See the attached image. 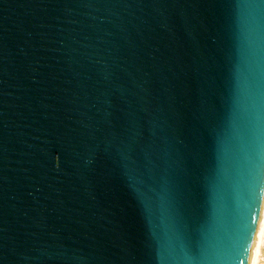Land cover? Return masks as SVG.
<instances>
[{"label": "water", "instance_id": "1", "mask_svg": "<svg viewBox=\"0 0 264 264\" xmlns=\"http://www.w3.org/2000/svg\"><path fill=\"white\" fill-rule=\"evenodd\" d=\"M249 213L257 264L264 0H0V264H237Z\"/></svg>", "mask_w": 264, "mask_h": 264}, {"label": "snow or ice", "instance_id": "2", "mask_svg": "<svg viewBox=\"0 0 264 264\" xmlns=\"http://www.w3.org/2000/svg\"><path fill=\"white\" fill-rule=\"evenodd\" d=\"M254 167L256 171H259L260 165L258 162L255 163ZM253 188L256 196V208H259V200L261 195V187L259 185L258 180L253 181ZM257 217L259 216V212L256 213ZM255 232V225L252 222V216L249 213L247 222L245 223L241 220L240 228H239V238L236 244V247L232 248L230 244H227L228 250H230L235 256L237 260V264H239V260L243 259L245 264H247V248L251 244L252 235ZM226 259V255L223 257H217V259ZM193 264H196L194 261Z\"/></svg>", "mask_w": 264, "mask_h": 264}, {"label": "bare ground", "instance_id": "3", "mask_svg": "<svg viewBox=\"0 0 264 264\" xmlns=\"http://www.w3.org/2000/svg\"><path fill=\"white\" fill-rule=\"evenodd\" d=\"M263 248H264V236H263V240H262V244H261V248H260L257 264H261L262 263L261 259H263L262 257L264 256L263 255Z\"/></svg>", "mask_w": 264, "mask_h": 264}, {"label": "rangeland", "instance_id": "4", "mask_svg": "<svg viewBox=\"0 0 264 264\" xmlns=\"http://www.w3.org/2000/svg\"><path fill=\"white\" fill-rule=\"evenodd\" d=\"M263 255H264V248H263ZM263 259H261V264H264V256L262 257Z\"/></svg>", "mask_w": 264, "mask_h": 264}]
</instances>
